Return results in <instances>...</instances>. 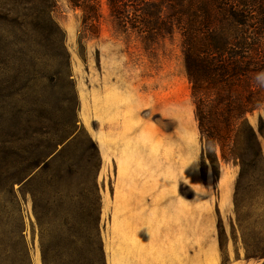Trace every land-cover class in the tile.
I'll return each instance as SVG.
<instances>
[{"label": "rangeland", "instance_id": "374dc122", "mask_svg": "<svg viewBox=\"0 0 264 264\" xmlns=\"http://www.w3.org/2000/svg\"><path fill=\"white\" fill-rule=\"evenodd\" d=\"M53 1L60 30L44 0H0V236L23 222L33 264L42 239L50 264H264V160L239 191L241 162L204 164L181 35Z\"/></svg>", "mask_w": 264, "mask_h": 264}, {"label": "trees", "instance_id": "16d2710c", "mask_svg": "<svg viewBox=\"0 0 264 264\" xmlns=\"http://www.w3.org/2000/svg\"><path fill=\"white\" fill-rule=\"evenodd\" d=\"M69 1L83 11L84 26L96 31L102 18L101 0ZM44 4L47 22L60 30L51 16L55 2L44 0ZM108 5L115 25L124 33L134 31L149 41L181 35L204 164L210 160L218 173L221 160L241 162L237 186L241 190L247 171L259 170L264 160L260 139L264 118L260 117L258 130L249 121V115L264 109V0H108ZM10 168L6 161L4 173ZM27 179L18 176L9 184L17 203L15 183ZM13 236H0V264H33L23 222L16 239ZM99 251L104 258L100 241ZM42 258L50 264L43 239ZM64 258L55 256L56 263L64 264Z\"/></svg>", "mask_w": 264, "mask_h": 264}, {"label": "crops", "instance_id": "0c3cea01", "mask_svg": "<svg viewBox=\"0 0 264 264\" xmlns=\"http://www.w3.org/2000/svg\"><path fill=\"white\" fill-rule=\"evenodd\" d=\"M140 191L138 190V194H134L133 195V192L132 190L131 191H126V195L129 193V198H131L132 201H135L137 202L138 200H141V193H139Z\"/></svg>", "mask_w": 264, "mask_h": 264}]
</instances>
